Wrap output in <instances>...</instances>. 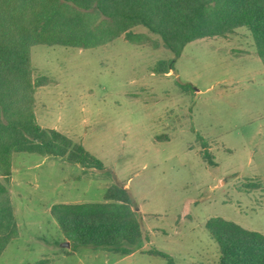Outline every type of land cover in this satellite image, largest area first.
Masks as SVG:
<instances>
[{"label":"rangeland","instance_id":"rangeland-1","mask_svg":"<svg viewBox=\"0 0 264 264\" xmlns=\"http://www.w3.org/2000/svg\"><path fill=\"white\" fill-rule=\"evenodd\" d=\"M131 31L136 42L123 34L91 49H32L37 73L54 82L37 91L39 125L81 144L112 175L67 157L15 153L6 186L18 234L0 264H168L162 254L175 264H217L211 219L264 235V65L252 35L194 41L176 70L159 75L173 53L143 26ZM201 140L218 145L217 168ZM117 184L136 201L149 240L129 256L62 247L70 241L52 207L106 202Z\"/></svg>","mask_w":264,"mask_h":264},{"label":"trees","instance_id":"trees-1","mask_svg":"<svg viewBox=\"0 0 264 264\" xmlns=\"http://www.w3.org/2000/svg\"><path fill=\"white\" fill-rule=\"evenodd\" d=\"M98 16L103 19L94 25ZM137 26L159 36L174 55L154 70L159 75L176 70L190 43L225 37L238 29L250 32L264 65V0H0V257L18 234L6 186L15 153L67 157L86 169L112 175L81 144L39 125L37 91L54 82L37 73L32 49L40 45L91 49L123 34L136 42L140 35L131 30ZM177 86L196 92L191 83L178 81ZM204 158L214 165L208 152ZM105 200L56 204L51 215L76 251L92 248L134 254L141 240H149L136 201L118 184L108 190ZM207 230L218 246L217 264H264L263 234L220 217L211 219ZM162 256L175 264L168 255Z\"/></svg>","mask_w":264,"mask_h":264},{"label":"crops","instance_id":"crops-1","mask_svg":"<svg viewBox=\"0 0 264 264\" xmlns=\"http://www.w3.org/2000/svg\"><path fill=\"white\" fill-rule=\"evenodd\" d=\"M204 139V138H203ZM204 142L206 143V145L208 144V143H210L209 145H210V153H209V155H210V157H211V159L213 160V162H214V165H212V167H215V168H217L219 165H220V163L218 162V160H217V158L214 156V155H212V151H214L216 148H217V144H213V142L212 141H208V143H207V141H205L204 140ZM206 149H207V147H206ZM227 150V149H226ZM211 166V165H210ZM145 221V220H144Z\"/></svg>","mask_w":264,"mask_h":264},{"label":"water","instance_id":"water-1","mask_svg":"<svg viewBox=\"0 0 264 264\" xmlns=\"http://www.w3.org/2000/svg\"><path fill=\"white\" fill-rule=\"evenodd\" d=\"M62 247H64V248H70L71 247V243L70 242H64L62 244Z\"/></svg>","mask_w":264,"mask_h":264}]
</instances>
